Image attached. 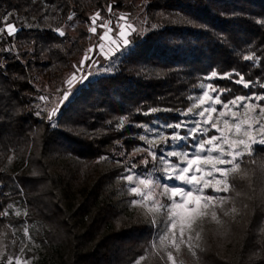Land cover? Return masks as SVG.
I'll list each match as a JSON object with an SVG mask.
<instances>
[{"label": "trees", "instance_id": "1", "mask_svg": "<svg viewBox=\"0 0 264 264\" xmlns=\"http://www.w3.org/2000/svg\"><path fill=\"white\" fill-rule=\"evenodd\" d=\"M139 1L150 29L131 36L113 73L80 85L54 125L35 114L32 82L71 72L88 32L20 27L7 36L17 53L5 52L0 40V232L21 220L5 213L21 199L24 219L43 228L42 264H130L144 253L151 228L119 207L116 177L133 162L142 166L134 156L142 125L177 120L212 72L230 76L212 80L224 96H264V0H0V26L7 13L50 11L59 26ZM241 76L250 87L235 82ZM11 154L20 160L6 170ZM239 172L247 210L235 253L218 252L203 264H264V145L242 157Z\"/></svg>", "mask_w": 264, "mask_h": 264}, {"label": "rangeland", "instance_id": "2", "mask_svg": "<svg viewBox=\"0 0 264 264\" xmlns=\"http://www.w3.org/2000/svg\"><path fill=\"white\" fill-rule=\"evenodd\" d=\"M139 1L131 10L125 9H106L105 13L94 12L89 15L87 21H76L75 19H67L61 25H57V15L47 12L42 17H33L20 15L17 13H7L3 18V24L0 26V40H4L3 50L8 53H17L15 45L8 42V34L6 26L11 24L15 26L16 31L20 27H35V28H52L60 34V32H67L73 34L78 28H84L88 32L86 39V48L84 54L74 65L71 72L64 75L61 79L53 81H45L36 77L32 82L34 88L39 92L36 100L33 102V108L37 116L47 119L52 125L55 124L56 118L60 111V107L64 105L70 97L74 94L80 85L86 84L88 81L102 74H111L114 72L120 59L126 54L131 46L130 39L134 33L143 34L147 32L150 27L147 25V18L144 14ZM99 13V18L96 19L95 24L92 23V17ZM121 15L127 16V23L131 24L135 31H129L127 39L128 45H123L120 41L121 38L118 35V24L123 25L125 21H118V17ZM91 27L96 28V32L93 33L89 29ZM109 32V38L104 41L100 40V36L106 31ZM13 35V34H11ZM116 39L119 43L118 50L116 45L111 44V39ZM104 44V49L101 51L98 45ZM89 49H94L89 52ZM85 54L91 59L84 60ZM214 73V72H212ZM212 73L205 76L197 87V90L189 95L190 103L188 107L179 112L177 120L164 121L159 118H155L148 124L142 125V132L140 138L142 144L139 145L134 153L135 160L142 165L141 167L134 162L131 165H127L121 174L116 177V198L118 205L124 211L132 213L138 216L143 223L149 224L151 228V236L148 240L147 246L143 254L138 256L130 264H141L142 262H148L151 258H157L161 264H172L168 260V253L171 252L176 264H203V260L210 257V255L217 254L218 252L224 254H233L237 246L239 234L241 228L245 223V216L247 210L246 197L247 193L241 190V187L236 185L237 181L235 176L240 175L239 170L230 174L229 183L231 184V190L228 193H215L212 188H206L204 190L205 195L211 196H226L228 197V203L224 204L223 208L217 207L215 211L221 220L220 224H217L211 219L212 208H209L208 216L202 220L197 221L191 231L185 227L184 229V242L180 241L179 232L180 224L179 219L177 222V228L170 230V218L173 212H182V209L175 208V204L179 202V197L175 199L171 198L170 192L164 195L165 186L169 189L172 187H181L185 190H190L191 185L183 184L180 180L169 179L170 166H178L180 168L186 166L185 156L192 158L196 152V143L200 139H207L212 135H219L211 124L201 123L200 127L206 129L203 137L196 135V139H192L190 130L196 127V122L203 121L206 117L211 115L212 121H217V113H205V117H200L198 113L202 108L208 107V104L203 106L199 105V99L202 97L205 91L209 92L210 96H215L216 86L212 84ZM75 79L73 80V77ZM226 75H218L216 77H225ZM81 77L83 81L80 82ZM214 77V78H216ZM72 80V84H68V81ZM67 91L69 93L68 99L62 101V96ZM237 96H260L259 94L250 92L247 94H236L231 96L221 95L220 99L227 102ZM252 103L258 105H264V100L253 101ZM57 109L56 114L49 119V114L53 109ZM216 108L220 110V105L217 104ZM191 109V111H189ZM259 112V108L253 113L249 111L245 115L244 110L238 112V115L244 119L247 123H253V117ZM229 111V115H230ZM228 117L219 118L218 126L223 128V120ZM259 119L264 122V116H260ZM183 122L182 127L176 128L175 125ZM246 126V125H245ZM251 135L259 140L261 137L259 133L252 132ZM184 137V139L173 138ZM235 139V137H233ZM245 139H247L245 137ZM261 145L255 143L251 145L250 154L253 152V147ZM240 150L244 151L245 155L249 154V150L243 149L240 146ZM176 153L177 155H171ZM155 159H153V155ZM207 155L202 153L201 157ZM213 155H216L213 153ZM242 156V157H243ZM242 157L239 158L238 163L240 165ZM19 157L16 155H10L6 161L4 169L8 170L14 166L15 162L19 161ZM218 167H225V165H217ZM240 169V168H239ZM199 175V174H198ZM127 176H133V181L129 182L125 179ZM208 180H212L211 177H206ZM140 180L151 181L149 188H145V185L139 183ZM214 183V181H213ZM236 185V186H235ZM240 185V184H239ZM136 187L140 192L147 193L146 199H141L140 196L131 192V188ZM193 192V195H196ZM138 203L133 204V201ZM235 207L236 213H230L225 216L224 212L229 211L230 208ZM5 213L10 216L20 217L21 220L9 223L8 231L2 230L0 232V264H8L11 260L12 264H17L19 260L20 264H42V261L47 259L46 251L43 245L38 239V235L42 233V225L37 222H29L24 219L26 209L21 201L17 198L9 202L5 209ZM23 218V219H22ZM200 233V238L196 239V233ZM173 233H175L176 243L179 244V250L177 251L172 246ZM191 235L190 241L192 248L188 247V236ZM198 245V247H197ZM193 251L195 255H193ZM48 261V259H47Z\"/></svg>", "mask_w": 264, "mask_h": 264}, {"label": "snow or ice", "instance_id": "3", "mask_svg": "<svg viewBox=\"0 0 264 264\" xmlns=\"http://www.w3.org/2000/svg\"><path fill=\"white\" fill-rule=\"evenodd\" d=\"M109 11H111V7H109ZM99 18V13L95 14L92 17V23L95 24L96 19ZM71 19V17H69ZM118 21H125V24H118L119 32L118 35L121 38V43L123 45H128L129 40L127 39V35L129 31H135L132 28L131 24L127 23V16L121 15L118 17ZM4 29H0L3 31ZM6 30L8 34H14L16 32L15 26L8 24L6 26ZM91 32L95 33L96 28L91 27L89 29ZM112 30L109 29L103 35L100 36V40L104 41L106 38H109V32ZM63 32H60V35H63ZM111 44L116 45V49L119 48V43L116 39H111ZM98 48L103 51L104 44L101 43L98 45ZM94 49H89V52ZM246 60H252L253 57L246 56L244 57ZM87 54H85L84 60H89ZM217 74L212 73V77H216ZM221 78H230V76H225ZM75 76L73 77V80ZM83 77H81L80 82L83 81ZM72 80L68 81V84H72ZM238 84H243L245 88L250 87V84L244 81V78L241 76L239 80L235 81ZM264 87V85H262ZM216 91L217 94L215 96H210L208 91H205L202 97L199 99V105L203 106L204 104H208V107L202 108V110L198 113L200 117H205V113H217V121L213 122L211 115L203 119V121L196 122V127L190 130V134L192 139H196V135L204 136L206 129L200 127L201 123L211 124V127L219 133V135H212L207 139H200L197 141L195 147L196 152L193 154L192 158H187L185 167L178 166H170L169 170L172 173L169 175V179H177L180 180L183 184L191 185L192 188L190 190H185L181 187H172L168 188L165 186L164 195H167L170 192L171 198L175 199L179 197V202L175 204V208L182 209V212H173L170 218L169 228L170 230H174L177 228V222L179 219L180 224V232L179 238L181 242H184V229L187 227L189 231L192 230L193 225L197 223V221L202 220L203 218L208 216V209L212 208L211 211V219L215 221L217 224L221 223L215 208L220 207L223 208L224 204L228 203V197L226 196H211L205 195L204 190L206 188L211 187L212 191L215 193H228L231 190V184L229 183L230 174L235 173L239 170L240 165L238 160L242 157L245 152L240 150V146H243V149L251 150V145L255 143H259L264 145V122H262L259 117L264 116V105H258L252 103L253 101H261L264 100V96H237L234 97L230 101H223L220 99L222 92L217 91L216 89H212ZM69 93L65 91L62 96V101L68 99ZM220 105V110L216 108V105ZM259 108V112L256 116L253 117V123H247L244 119H242L238 112L244 110L245 115L249 111L255 113L256 109ZM57 109H53L52 113L49 114V119L52 118L56 114ZM191 111V109H189ZM230 111V115H229ZM228 117L223 120L224 127L221 128L218 126L219 118ZM183 122L175 125L176 128L182 127ZM246 125V126H245ZM257 132L260 135V139H255L251 133ZM235 137V139L233 138ZM245 137L247 139H245ZM184 139V137H173ZM202 153H206L207 155L201 157ZM215 153L216 155H213ZM153 155V159H155V155ZM171 155H177L176 153H172ZM217 165H225V167H218ZM199 174V175H198ZM206 177H211L212 180L206 179ZM125 179L129 182L133 181V176H127ZM214 181V183H213ZM140 184L145 185V188H149L151 185V181L148 180H140ZM131 192L140 196L141 199L147 198V193L140 192V190L136 187L131 188ZM193 192H196V195H193ZM133 204L138 203V201H133ZM237 209L232 207L229 211L224 212V215L227 216L230 213H236ZM200 238V233H196V239ZM188 247L191 250L192 245L190 241L192 240L191 235L188 236ZM172 246L178 251L179 244L176 243L175 233H173ZM198 247V245H197ZM195 255V252L192 253ZM168 260L172 262V264H176V261L173 258L171 252L168 253ZM8 264H12L11 260H9ZM17 264H20L19 260H17Z\"/></svg>", "mask_w": 264, "mask_h": 264}]
</instances>
